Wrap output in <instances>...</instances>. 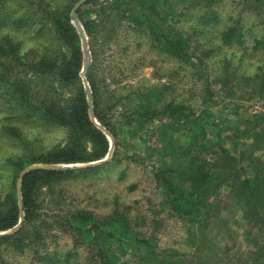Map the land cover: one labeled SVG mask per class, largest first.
Segmentation results:
<instances>
[{
  "label": "rangeland",
  "instance_id": "374dc122",
  "mask_svg": "<svg viewBox=\"0 0 264 264\" xmlns=\"http://www.w3.org/2000/svg\"><path fill=\"white\" fill-rule=\"evenodd\" d=\"M46 1L55 6L74 2L70 17L79 34L82 50L80 78L87 94L91 120L107 135L110 146L104 158L90 163L35 162L16 180L12 161L64 146L68 130L61 125L25 119L0 97V202L15 187L20 208L18 223L0 231V236L15 232L24 222L21 181L28 170L81 167L109 161L96 175L65 181L52 188L54 192L47 188L41 190L38 213L40 219L53 229L47 234L45 247L40 252L45 249L58 251L64 257L73 249V237L64 231L66 229L59 228L69 212L83 209L104 218L119 204L121 209H126L137 231L154 238L158 250L177 251L188 264H243L255 248L253 242L263 237L242 218L235 191L225 186L212 198L215 206L212 210L214 226L209 233L212 241L202 250L192 246L187 226L163 204L162 185L155 176L156 168L174 161L161 151V132L166 117L160 115L138 128L132 115L143 99L150 98L160 111L164 103L181 102L196 112L206 110L210 120L220 124L212 123L209 128L214 132L221 128L224 140L229 124L241 125L245 119L264 117V12L249 8L245 0H220L217 9L221 22L199 26L198 30L203 32L197 38L194 35L191 38V58L180 61L167 54L145 29L129 23L124 17L127 13L118 14V9L112 11L108 5L111 1L85 4L86 0L79 6L82 12L79 14L78 8L75 17L71 13L80 0ZM192 6V14L182 23L187 32L191 31L189 27L196 23L201 10L197 4ZM83 18L97 20L94 40L85 30ZM234 23L243 26V45L226 44L222 39V31ZM3 38L12 39L28 58L63 50L50 26L39 30L36 26L16 28L8 25L0 28V40ZM258 42L259 47H255ZM88 73L98 82V110L108 127L117 132V141L95 113ZM46 83L57 89L64 104L66 99L74 96L71 88L61 86L54 77L47 78ZM148 91L152 94L145 95ZM235 142L226 139L223 144L237 153L242 147ZM88 146L90 150L91 145ZM255 154L264 158V149ZM74 250L78 255H73L72 260H83L88 254L84 246ZM0 256L11 264H47L39 260L32 249L17 252L0 244ZM131 263L130 255L122 260V264Z\"/></svg>",
  "mask_w": 264,
  "mask_h": 264
},
{
  "label": "trees",
  "instance_id": "16d2710c",
  "mask_svg": "<svg viewBox=\"0 0 264 264\" xmlns=\"http://www.w3.org/2000/svg\"><path fill=\"white\" fill-rule=\"evenodd\" d=\"M96 1L87 0L85 4ZM110 1L108 5L112 11L118 9V14L127 13L124 17L129 23L145 29L167 54L180 61L191 58V38L193 35L197 38L203 32L198 30L199 26L221 22L217 9L220 0H107ZM244 2L249 8L264 12V0ZM195 4L201 10L196 23L189 27L191 31L187 32L182 23L192 14V5ZM72 5L55 6L46 0H0V28L36 26L45 30L50 26L63 46L60 53L28 58L12 39L0 40V97L25 119L61 125L68 130L64 146L45 155H25L12 161L16 180L27 166L35 162L90 163L104 158L109 151L107 135L93 123L89 114L87 94L80 78L83 61L80 39L70 17ZM123 6L126 8L122 9ZM81 8L77 11L79 14ZM82 20L90 39L94 40L97 20ZM242 27L240 23L229 25L222 31L223 41L243 45ZM259 42L255 47H259ZM87 76L93 89L95 113L108 127L98 110V82L92 74ZM49 77H54L61 86L71 88L74 96L62 103L57 89L46 83ZM151 94L152 91H148L145 95ZM160 115L166 117L161 132V151L174 161L171 165L156 168L155 176L162 185L163 204L187 226L189 243L202 250L212 241L209 235L214 226L212 198L223 187L229 186L239 198L242 218L263 237L253 242L255 248L243 264H264V158L255 154V151L264 149V117L258 115L250 121L245 119L241 125L229 124L225 140L236 141L235 144L242 147L233 153L223 144L221 128L217 132L209 128L212 123L220 124L211 121L206 110L196 112L190 105L170 101L164 103L160 111L149 98L142 100L132 116H135L138 128H142ZM110 130L117 141V132ZM108 163L28 170L21 181L24 222L15 232L0 236V244L17 252L32 249L35 256L47 264H122L126 255L131 256V264H188L177 251L158 250L154 238L137 231L126 209H121L119 204L104 218L83 209L69 212L59 228L66 229L64 231L73 237V249L64 257L58 251H39L45 247L47 234L53 229L40 219L38 213L41 190L47 188L54 192L52 188L65 181L98 174ZM19 218V201L14 187L0 202V231L14 227ZM83 246L88 251L85 259L72 260L73 255H78L74 248ZM0 264L11 263L0 256Z\"/></svg>",
  "mask_w": 264,
  "mask_h": 264
},
{
  "label": "water",
  "instance_id": "95a60500",
  "mask_svg": "<svg viewBox=\"0 0 264 264\" xmlns=\"http://www.w3.org/2000/svg\"><path fill=\"white\" fill-rule=\"evenodd\" d=\"M86 0H80L75 6H74V8H73V10H72V13H71V15H72V17H75L76 16V11H77V9L79 8V6H81L84 2H85ZM80 30L82 31V28H80ZM33 167V166H32ZM26 171H24V173H25Z\"/></svg>",
  "mask_w": 264,
  "mask_h": 264
}]
</instances>
